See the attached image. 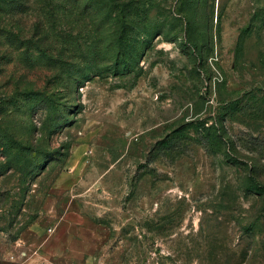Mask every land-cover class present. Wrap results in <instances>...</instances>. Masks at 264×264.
I'll list each match as a JSON object with an SVG mask.
<instances>
[{
    "label": "rangeland",
    "instance_id": "1",
    "mask_svg": "<svg viewBox=\"0 0 264 264\" xmlns=\"http://www.w3.org/2000/svg\"><path fill=\"white\" fill-rule=\"evenodd\" d=\"M67 1L0 0V264H264V0H117L120 74Z\"/></svg>",
    "mask_w": 264,
    "mask_h": 264
},
{
    "label": "trees",
    "instance_id": "2",
    "mask_svg": "<svg viewBox=\"0 0 264 264\" xmlns=\"http://www.w3.org/2000/svg\"><path fill=\"white\" fill-rule=\"evenodd\" d=\"M66 4L67 7H64V12H66L65 8L69 9V11L66 12L69 16H71L74 12L76 14L75 18H77V13L81 10L83 12L85 9H90L95 12L103 11L105 14L98 21L99 24H105L108 21H113L115 23L117 27L114 31L115 36H113V43L115 47L114 68L115 72H117L115 74H120L122 71L127 72L130 69V64L125 63L123 57L128 54V51L130 52L132 47L130 40L128 39V28L130 25L129 17L131 16L128 8V2L121 4L120 2H117V0H68ZM115 10L119 11V13L118 15L113 16ZM71 21L73 22L75 20ZM182 48L183 50L186 49V45H182ZM120 64L122 65L121 68ZM68 81L77 88L81 87L84 82L80 76L70 77Z\"/></svg>",
    "mask_w": 264,
    "mask_h": 264
}]
</instances>
